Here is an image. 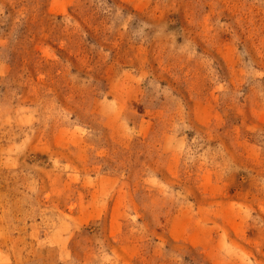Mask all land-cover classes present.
<instances>
[{
  "label": "rangeland",
  "instance_id": "1",
  "mask_svg": "<svg viewBox=\"0 0 264 264\" xmlns=\"http://www.w3.org/2000/svg\"><path fill=\"white\" fill-rule=\"evenodd\" d=\"M0 264H264V0H0Z\"/></svg>",
  "mask_w": 264,
  "mask_h": 264
}]
</instances>
